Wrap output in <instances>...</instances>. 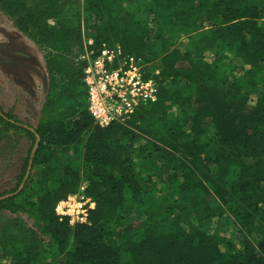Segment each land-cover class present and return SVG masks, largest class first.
Listing matches in <instances>:
<instances>
[{
    "label": "trees",
    "instance_id": "trees-1",
    "mask_svg": "<svg viewBox=\"0 0 264 264\" xmlns=\"http://www.w3.org/2000/svg\"><path fill=\"white\" fill-rule=\"evenodd\" d=\"M0 11L44 51L47 74L35 127L0 109L2 130L28 141L0 194V264H264V0H0ZM103 46L147 67L156 93L100 128L84 69ZM81 187L94 207L69 225L55 208Z\"/></svg>",
    "mask_w": 264,
    "mask_h": 264
},
{
    "label": "rangeland",
    "instance_id": "rangeland-1",
    "mask_svg": "<svg viewBox=\"0 0 264 264\" xmlns=\"http://www.w3.org/2000/svg\"><path fill=\"white\" fill-rule=\"evenodd\" d=\"M73 1L79 5L82 4V0ZM186 40L184 39L185 44L189 47L190 45ZM1 51H23L28 57L34 58L36 62H32L31 59L17 61L18 59L11 58L10 53L2 54ZM44 54V51L18 32L13 26V21L0 11V109L31 127H35L38 123L45 98L47 74ZM135 65L138 67L140 79L146 81L144 78L145 74L148 73L147 67H140L136 61ZM235 70H240L239 65ZM152 86L155 88V84L152 83ZM255 101L256 95L252 94L249 97V102L253 105ZM135 111L124 123L131 118ZM2 129L3 127H0V194L16 185V178L23 167V158L28 147V141L23 135L18 138L19 136L16 137L10 131L4 132ZM56 156L61 155L56 153ZM157 189L154 188L156 194ZM80 192L79 188L75 195ZM67 197L71 198L69 212L75 214V206L80 200L78 196L73 194ZM7 217L8 214L0 213V226L4 224ZM230 233L237 237L234 240V245L237 248L241 247L242 239L237 236L238 232L231 223L227 229V234ZM42 238L46 241L45 237Z\"/></svg>",
    "mask_w": 264,
    "mask_h": 264
},
{
    "label": "built area",
    "instance_id": "built-area-1",
    "mask_svg": "<svg viewBox=\"0 0 264 264\" xmlns=\"http://www.w3.org/2000/svg\"><path fill=\"white\" fill-rule=\"evenodd\" d=\"M84 82L87 111L93 124L100 128L124 123L139 106L155 100L156 86H152L151 80L140 79L133 58L108 47L103 46L99 55L88 60ZM83 190L81 187V192L74 195L80 200L75 206V214L69 212V197L55 208V214L60 219L67 218L69 225L85 223L87 211L94 207L93 202L82 194Z\"/></svg>",
    "mask_w": 264,
    "mask_h": 264
}]
</instances>
